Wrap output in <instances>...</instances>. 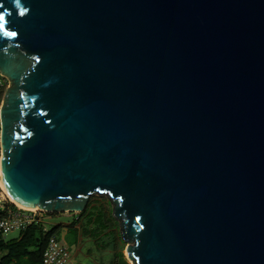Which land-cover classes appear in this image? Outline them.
<instances>
[{
    "label": "water",
    "instance_id": "water-1",
    "mask_svg": "<svg viewBox=\"0 0 264 264\" xmlns=\"http://www.w3.org/2000/svg\"><path fill=\"white\" fill-rule=\"evenodd\" d=\"M0 0L2 179L106 196L133 264H264V0Z\"/></svg>",
    "mask_w": 264,
    "mask_h": 264
},
{
    "label": "rangeland",
    "instance_id": "rangeland-1",
    "mask_svg": "<svg viewBox=\"0 0 264 264\" xmlns=\"http://www.w3.org/2000/svg\"><path fill=\"white\" fill-rule=\"evenodd\" d=\"M7 87L8 85L0 89V107ZM5 199L7 197L0 188V201ZM83 213L85 214H42L46 221L45 229L48 232L54 227L57 228L54 236L70 247L76 264H122L121 255L126 260V264H131L126 252L130 244L122 239L109 199L106 196H91ZM20 234L11 233L6 241L18 239ZM3 256L4 253L0 251V259Z\"/></svg>",
    "mask_w": 264,
    "mask_h": 264
},
{
    "label": "built area",
    "instance_id": "built-area-1",
    "mask_svg": "<svg viewBox=\"0 0 264 264\" xmlns=\"http://www.w3.org/2000/svg\"><path fill=\"white\" fill-rule=\"evenodd\" d=\"M7 85V80L0 73V89L5 88ZM0 211V241L5 242L11 233H21L32 225L42 227L46 231V221L42 215L46 214V212L25 210L7 201V199L0 201ZM37 264H76V262L70 247L63 244L56 236H52L43 252L41 261Z\"/></svg>",
    "mask_w": 264,
    "mask_h": 264
},
{
    "label": "trees",
    "instance_id": "trees-1",
    "mask_svg": "<svg viewBox=\"0 0 264 264\" xmlns=\"http://www.w3.org/2000/svg\"><path fill=\"white\" fill-rule=\"evenodd\" d=\"M56 230L54 227L51 231L45 232L42 227L32 225L22 231L18 239L10 242L0 241V251L4 253L0 264H37L41 261L47 243L55 235ZM120 259L122 264H126L123 255Z\"/></svg>",
    "mask_w": 264,
    "mask_h": 264
},
{
    "label": "bare ground",
    "instance_id": "bare-ground-1",
    "mask_svg": "<svg viewBox=\"0 0 264 264\" xmlns=\"http://www.w3.org/2000/svg\"><path fill=\"white\" fill-rule=\"evenodd\" d=\"M0 188L2 189L5 197H7V199L11 203H13L14 205H17L18 207L23 208L25 210H29V211H36V212L41 211V212H44V211H42L40 209H36V208H32V207H27V206H25V205H23L20 202H18V201L15 200V198L12 196V194L9 192V190L6 188V186H5L4 182H3L1 165H0ZM128 260L131 262V264H133L132 260H130V259H128Z\"/></svg>",
    "mask_w": 264,
    "mask_h": 264
},
{
    "label": "clouds",
    "instance_id": "clouds-1",
    "mask_svg": "<svg viewBox=\"0 0 264 264\" xmlns=\"http://www.w3.org/2000/svg\"><path fill=\"white\" fill-rule=\"evenodd\" d=\"M14 6L18 9V14L23 16L27 13L28 9H22L20 0H14ZM4 20V14L0 13V21Z\"/></svg>",
    "mask_w": 264,
    "mask_h": 264
}]
</instances>
